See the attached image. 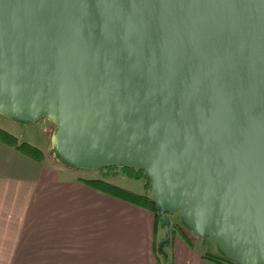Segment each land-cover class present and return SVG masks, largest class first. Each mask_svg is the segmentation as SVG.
I'll return each instance as SVG.
<instances>
[{
  "label": "water",
  "instance_id": "95a60500",
  "mask_svg": "<svg viewBox=\"0 0 264 264\" xmlns=\"http://www.w3.org/2000/svg\"><path fill=\"white\" fill-rule=\"evenodd\" d=\"M0 114L55 153L142 169L169 213L264 264V0H0Z\"/></svg>",
  "mask_w": 264,
  "mask_h": 264
},
{
  "label": "crops",
  "instance_id": "0c3cea01",
  "mask_svg": "<svg viewBox=\"0 0 264 264\" xmlns=\"http://www.w3.org/2000/svg\"><path fill=\"white\" fill-rule=\"evenodd\" d=\"M6 118L12 122L0 120V128L18 139L25 123ZM25 142L40 149L39 159L0 140V264H164L158 250L165 231L156 213L84 179L139 194L144 186L134 190L119 182L120 174L67 165L51 151L47 129L43 140ZM204 250L172 235L165 264H215L201 257Z\"/></svg>",
  "mask_w": 264,
  "mask_h": 264
},
{
  "label": "trees",
  "instance_id": "16d2710c",
  "mask_svg": "<svg viewBox=\"0 0 264 264\" xmlns=\"http://www.w3.org/2000/svg\"><path fill=\"white\" fill-rule=\"evenodd\" d=\"M21 123H26V122H21ZM0 140L3 141L4 143L14 146L17 150L30 157L38 158V159L41 157L40 156L41 151L36 146L25 141H19L14 135L8 133L2 128H0ZM56 156L58 157L57 154ZM98 170L103 171V176L117 175L121 173V174H126L127 176H130L135 179L144 178L145 191L142 194L114 185L100 178L84 179V182L101 191L113 195H117L121 198L129 200L130 202L151 208L156 213L157 220L160 222L159 209L156 207L155 203L152 201L147 191L150 186V181L147 178V176L144 174L142 169L132 168L123 165H110V166H104ZM176 234L179 235L182 239H184L187 242V244H189L192 247H194L197 244L198 236L194 234L182 222L181 219L179 222L172 223L171 226L169 227V239L171 238L172 235H176ZM204 239L207 238L204 237ZM202 244H204V241L201 242V245ZM165 245L166 243L163 245V248L158 250L159 254L163 256L164 264L166 260V256L164 252ZM201 257L215 264H237L234 260L227 258L217 247L216 250L214 251L208 249L204 250L201 253Z\"/></svg>",
  "mask_w": 264,
  "mask_h": 264
},
{
  "label": "rangeland",
  "instance_id": "374dc122",
  "mask_svg": "<svg viewBox=\"0 0 264 264\" xmlns=\"http://www.w3.org/2000/svg\"><path fill=\"white\" fill-rule=\"evenodd\" d=\"M0 120L1 121L2 120L10 121V123L12 122V120H8V118L1 116V115H0ZM26 124H27V126H26ZM23 126H25L26 128L19 130V132H18V130L17 131L15 130L16 135L19 136L18 137L19 141H26L28 138H35L36 140L41 141V140H43V137L46 134V129H47V138L49 140L50 135H53L57 129V125L53 121H51L45 117H41L39 120H36L34 122H29V124H28V122H26L25 124H23ZM51 151H55L54 147L51 148ZM91 170L89 169V171H91ZM119 176L121 177L120 178L121 180L120 181L118 180V181L121 182L126 187L128 186L131 189L138 190L142 186H144V178L143 179H135V178H132L130 176H127L126 174H121V173ZM147 191H148V194L150 196V186H149ZM168 216H169L170 226L172 223L179 222L181 219L178 211H174L172 213H169ZM161 227L165 231L164 226L161 225ZM203 241H204V246L206 249L207 248L212 249V250L216 249V245L211 240L204 239V237H202V236H198L197 243H201Z\"/></svg>",
  "mask_w": 264,
  "mask_h": 264
}]
</instances>
